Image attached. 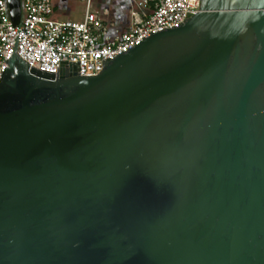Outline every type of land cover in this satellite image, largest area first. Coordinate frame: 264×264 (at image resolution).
Listing matches in <instances>:
<instances>
[{"label":"water","instance_id":"water-1","mask_svg":"<svg viewBox=\"0 0 264 264\" xmlns=\"http://www.w3.org/2000/svg\"><path fill=\"white\" fill-rule=\"evenodd\" d=\"M0 264H264V0H201L92 76L14 55Z\"/></svg>","mask_w":264,"mask_h":264},{"label":"built area","instance_id":"built-area-1","mask_svg":"<svg viewBox=\"0 0 264 264\" xmlns=\"http://www.w3.org/2000/svg\"><path fill=\"white\" fill-rule=\"evenodd\" d=\"M85 3L82 20L53 17L52 0H22L21 26L9 17L7 0H0V82L17 55L30 68L58 76L62 63H74L81 76L98 74L104 62L138 45L152 33L181 25L199 11L201 0H130L134 6L128 30L110 39L102 19ZM153 10H144L149 4ZM68 69V67H67Z\"/></svg>","mask_w":264,"mask_h":264},{"label":"crops","instance_id":"crops-1","mask_svg":"<svg viewBox=\"0 0 264 264\" xmlns=\"http://www.w3.org/2000/svg\"><path fill=\"white\" fill-rule=\"evenodd\" d=\"M52 2H53V11H54L53 17L55 19L73 20L68 18L69 10H70L67 7L68 0H52ZM128 2L129 5L123 11L124 13L125 12L127 13L126 18L124 19L120 18V15L117 16L113 11H112L113 13L110 12V10H108L106 7H102V8L100 7V10L102 11V17L100 16V18L103 21L106 34L110 39L116 38L124 34L132 23V11L134 10V6L130 0H128ZM152 10H153V4L151 3L145 8L144 11L147 14H149L152 12ZM83 16H84V11H83Z\"/></svg>","mask_w":264,"mask_h":264},{"label":"rangeland","instance_id":"rangeland-1","mask_svg":"<svg viewBox=\"0 0 264 264\" xmlns=\"http://www.w3.org/2000/svg\"><path fill=\"white\" fill-rule=\"evenodd\" d=\"M129 5L128 0H93V11H96L99 17H102V11L100 7H106L110 12H114L120 18H126L127 13L123 12ZM67 7L69 10V19L80 20L83 17V11L85 9V3L82 0H68ZM112 12V13H113ZM111 13V14H112Z\"/></svg>","mask_w":264,"mask_h":264}]
</instances>
